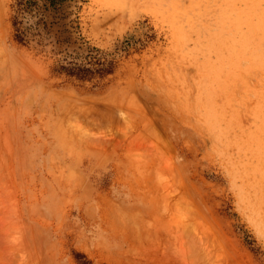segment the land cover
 Wrapping results in <instances>:
<instances>
[{
	"label": "rangeland",
	"instance_id": "374dc122",
	"mask_svg": "<svg viewBox=\"0 0 264 264\" xmlns=\"http://www.w3.org/2000/svg\"><path fill=\"white\" fill-rule=\"evenodd\" d=\"M251 4L0 0V264H264Z\"/></svg>",
	"mask_w": 264,
	"mask_h": 264
},
{
	"label": "bare ground",
	"instance_id": "6f19581e",
	"mask_svg": "<svg viewBox=\"0 0 264 264\" xmlns=\"http://www.w3.org/2000/svg\"><path fill=\"white\" fill-rule=\"evenodd\" d=\"M248 1H250L252 3L251 5H253L254 7H256L255 6L256 2H258V0H248ZM262 1H264V0H262ZM237 5H238V3H237ZM255 24H258V25H255ZM250 31L252 32L253 36H259L260 38H264V16L262 18H258L257 23H251L250 24Z\"/></svg>",
	"mask_w": 264,
	"mask_h": 264
}]
</instances>
